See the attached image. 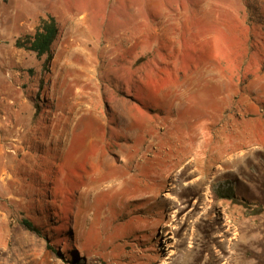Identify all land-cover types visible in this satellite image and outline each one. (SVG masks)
<instances>
[{
	"label": "rangeland",
	"instance_id": "374dc122",
	"mask_svg": "<svg viewBox=\"0 0 264 264\" xmlns=\"http://www.w3.org/2000/svg\"><path fill=\"white\" fill-rule=\"evenodd\" d=\"M0 264H264V0H0Z\"/></svg>",
	"mask_w": 264,
	"mask_h": 264
},
{
	"label": "trees",
	"instance_id": "16d2710c",
	"mask_svg": "<svg viewBox=\"0 0 264 264\" xmlns=\"http://www.w3.org/2000/svg\"><path fill=\"white\" fill-rule=\"evenodd\" d=\"M57 32L58 26L55 17L48 15L41 20L31 36L26 37L24 41L18 39L15 44L18 47H24L25 49L34 52L37 57H41L45 54L49 57L50 48ZM21 223L27 229L37 234H41L40 228L37 227L32 220L23 218L21 219Z\"/></svg>",
	"mask_w": 264,
	"mask_h": 264
},
{
	"label": "bare ground",
	"instance_id": "6f19581e",
	"mask_svg": "<svg viewBox=\"0 0 264 264\" xmlns=\"http://www.w3.org/2000/svg\"><path fill=\"white\" fill-rule=\"evenodd\" d=\"M17 131V130H16ZM188 156H192L191 159L187 160L186 163L184 164L183 168L181 170H179L178 172H176V174L173 176L174 179H173V182L174 184L176 185H179L180 184V181L182 179H186L188 177H195L192 181L188 182V186L190 185H195V184H198L201 180H202V177L199 175L200 172H197L195 169L192 170V171H189L187 173H182L183 170H185L186 167H189L191 166V164L197 160V159H200V151L198 149H195L193 151H190L188 153H186ZM194 165V164H193ZM3 171V170H2ZM3 174V173H2ZM179 183V184H178ZM173 184V185H174ZM174 190V187L172 188ZM172 205H174L175 203L174 202H171ZM172 207V206H171Z\"/></svg>",
	"mask_w": 264,
	"mask_h": 264
}]
</instances>
